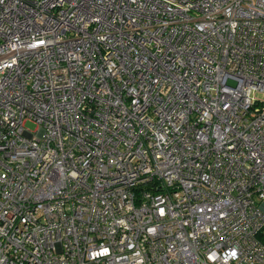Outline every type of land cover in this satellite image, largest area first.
I'll return each mask as SVG.
<instances>
[{"label": "built area", "instance_id": "built-area-1", "mask_svg": "<svg viewBox=\"0 0 264 264\" xmlns=\"http://www.w3.org/2000/svg\"><path fill=\"white\" fill-rule=\"evenodd\" d=\"M0 264H264V0H0Z\"/></svg>", "mask_w": 264, "mask_h": 264}, {"label": "rangeland", "instance_id": "rangeland-1", "mask_svg": "<svg viewBox=\"0 0 264 264\" xmlns=\"http://www.w3.org/2000/svg\"><path fill=\"white\" fill-rule=\"evenodd\" d=\"M26 126L33 129V130L36 129V127H37V125L35 123L30 122V121L26 123Z\"/></svg>", "mask_w": 264, "mask_h": 264}]
</instances>
